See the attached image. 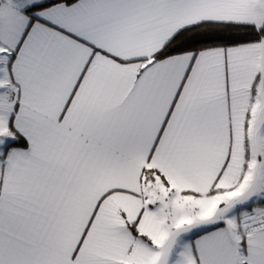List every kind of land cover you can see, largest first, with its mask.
I'll use <instances>...</instances> for the list:
<instances>
[{"label":"snow or ice","instance_id":"6c2138e0","mask_svg":"<svg viewBox=\"0 0 264 264\" xmlns=\"http://www.w3.org/2000/svg\"><path fill=\"white\" fill-rule=\"evenodd\" d=\"M0 264H264V0H0Z\"/></svg>","mask_w":264,"mask_h":264}]
</instances>
